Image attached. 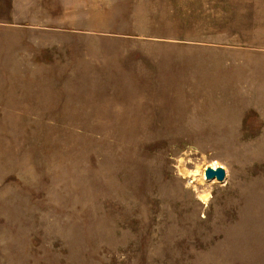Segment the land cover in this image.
Masks as SVG:
<instances>
[{
    "label": "rangeland",
    "instance_id": "374dc122",
    "mask_svg": "<svg viewBox=\"0 0 264 264\" xmlns=\"http://www.w3.org/2000/svg\"><path fill=\"white\" fill-rule=\"evenodd\" d=\"M0 264H264V0H0Z\"/></svg>",
    "mask_w": 264,
    "mask_h": 264
},
{
    "label": "water",
    "instance_id": "95a60500",
    "mask_svg": "<svg viewBox=\"0 0 264 264\" xmlns=\"http://www.w3.org/2000/svg\"><path fill=\"white\" fill-rule=\"evenodd\" d=\"M205 176L209 180L217 179L219 181H224L227 176V171L222 165L217 167L208 166L205 169Z\"/></svg>",
    "mask_w": 264,
    "mask_h": 264
},
{
    "label": "bare ground",
    "instance_id": "6f19581e",
    "mask_svg": "<svg viewBox=\"0 0 264 264\" xmlns=\"http://www.w3.org/2000/svg\"><path fill=\"white\" fill-rule=\"evenodd\" d=\"M216 164H213V166H215ZM212 166V167H213ZM197 173H198V170H197ZM207 179V178H206ZM203 180H204V178H203ZM207 180H209V179H207ZM205 181V180H204ZM201 195V197L204 199V200H207L209 197H210V194H209V192H206V193H201L200 194Z\"/></svg>",
    "mask_w": 264,
    "mask_h": 264
}]
</instances>
